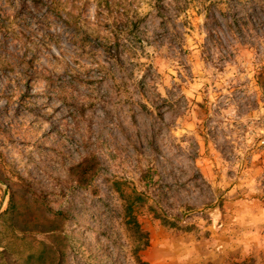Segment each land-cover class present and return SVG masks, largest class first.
Here are the masks:
<instances>
[{
	"label": "clouds",
	"instance_id": "9594fccd",
	"mask_svg": "<svg viewBox=\"0 0 264 264\" xmlns=\"http://www.w3.org/2000/svg\"><path fill=\"white\" fill-rule=\"evenodd\" d=\"M9 185L21 264H264V0H0Z\"/></svg>",
	"mask_w": 264,
	"mask_h": 264
},
{
	"label": "rangeland",
	"instance_id": "374dc122",
	"mask_svg": "<svg viewBox=\"0 0 264 264\" xmlns=\"http://www.w3.org/2000/svg\"><path fill=\"white\" fill-rule=\"evenodd\" d=\"M8 191H12V202L9 206V213L0 216V222H2L5 233H11L12 241L5 247L3 252H0V264H21L19 259L13 257H19L21 255L20 247L17 244L19 240L21 243L27 240V235L22 238L16 237V231L19 229L21 232L27 234L30 228L42 227L45 222V217L42 213L35 211L34 206L46 209L51 212L52 209L49 207V194L43 190L30 189L31 196L27 197L19 193L18 190H13L12 186L9 185ZM7 195V192H5ZM34 198L33 204H29V200ZM57 215H64L62 212ZM7 238V236H5ZM35 237H33V240ZM3 243V240H0ZM27 247L31 248L32 245L29 243ZM46 246H42V251L37 255H28L23 261V264H45V256L48 253ZM56 264V261H53Z\"/></svg>",
	"mask_w": 264,
	"mask_h": 264
}]
</instances>
